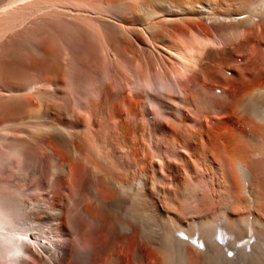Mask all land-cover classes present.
Listing matches in <instances>:
<instances>
[{
    "label": "bare ground",
    "instance_id": "obj_1",
    "mask_svg": "<svg viewBox=\"0 0 264 264\" xmlns=\"http://www.w3.org/2000/svg\"><path fill=\"white\" fill-rule=\"evenodd\" d=\"M39 11L40 4L32 1L1 21L14 31ZM51 14L58 15L56 11ZM103 16L96 19L99 37L86 26L67 21L32 23L33 30L44 25L45 31L48 26L54 31L50 35L49 30L48 35L38 31L43 38L30 32L32 42L41 39L39 45L45 51L36 49L43 54L41 60L35 58L36 63L20 71L3 74L0 70V126L16 122L11 128H0V145H9L13 171L17 173L18 163L23 164L29 169L27 180L33 190L49 198L59 178L67 175L65 164L59 166L57 151L50 146L53 142L68 153L72 168L81 170L75 177L87 192L69 208L73 211L71 228L86 244L75 246L71 263L264 264V50L259 49L264 36V0H250L245 13L238 8L229 21L224 20L219 41L208 36L191 41V64L213 75L212 66L220 56L222 65L231 70L230 94L222 101L202 100L204 104L196 105V113H203L200 118L184 114L181 119H154L150 127L165 128L158 143L150 142L153 130L151 136L140 133L143 119L138 118L134 103L128 106V120L117 108L112 109L116 103L123 104L117 102L122 97L113 96L100 75L91 70L90 65L107 58L106 45L116 54L125 53L126 39L119 24ZM171 54L176 55L175 51ZM159 90L152 87L149 95ZM95 91L100 93L89 101L87 117L78 111L72 94L82 98ZM56 99L63 102L58 104L63 114L72 118L71 130L66 129L67 122L55 120L41 125L30 122L23 128L15 125L22 124L18 120L24 116L50 114V107L44 111L43 105L56 104ZM205 111L218 116L207 115L206 124ZM90 145L95 151L93 161L85 153ZM40 156L51 161L49 178L40 174ZM81 160L91 163L87 171ZM93 178L101 179L97 182L100 189L105 187V196L98 187L100 193L90 187ZM47 208L51 223L43 222L41 208L35 209L31 224L35 239L24 237L14 243L23 226L27 231V223H22L0 194V264H13L14 257L23 264H57L59 250L53 246L57 239L49 236L44 241L38 232L46 229L44 233L51 235L64 211L51 203Z\"/></svg>",
    "mask_w": 264,
    "mask_h": 264
},
{
    "label": "rangeland",
    "instance_id": "obj_2",
    "mask_svg": "<svg viewBox=\"0 0 264 264\" xmlns=\"http://www.w3.org/2000/svg\"><path fill=\"white\" fill-rule=\"evenodd\" d=\"M32 1L40 4L41 11L31 16L32 18H29L27 22H23L22 24L24 25L20 24L19 27L17 26L18 28H15L13 31L7 26L8 22L5 24L1 21L3 18V21H5V17L10 11L31 3ZM249 2L250 0H0V48L1 50L3 48V50L0 51V56L2 57L0 60V70L1 72H5L3 74H6V71L8 72L9 70L19 69L20 71V69L36 63L34 61L38 60L39 62V60H41L43 55H41V53L44 50V47L39 45L42 43L41 39V43L38 39L37 42L35 41V45V42L31 41L33 36L30 32L33 33V31H36L35 34L38 35V31H42L41 33L44 35L45 33L43 31H45V28L44 25H41V28L43 26L42 30L40 27H37L38 31L33 30L34 27L32 28V25L36 23L39 25L46 20H52L57 24L60 21H67L81 26L84 25L83 27L86 26L85 28L88 31L99 37L101 36V30L96 22L97 18L104 15L103 17L109 19L108 21H117L125 35V53L122 55L116 54L114 48H111L110 45H106V60L102 59L100 62L90 65L92 67L91 70L100 75L102 81L104 80L107 88H109L108 91L112 93L113 96H121L123 98H120L121 100L117 99V102L119 101L123 104L119 107L120 103H116L112 109L117 108L122 118L125 117L124 119L128 120L126 119L130 116V113H128V106L131 102L134 103V108L138 111V118L143 119L142 131L140 133L151 136V131L153 130L156 134H154V138L156 136V139L153 138V134L151 136L152 140L150 139L151 137H147L150 139V142L152 141L153 143V141L156 140L154 143H158L157 137L159 138L161 135H165V128L156 127L155 125L150 127L154 119H181L184 114L191 118H200L203 113L201 115L196 113L198 111L196 108L197 104H204V102L209 103L211 100L222 101L230 94V81L233 78V74L230 69H227L228 67L222 65L220 56L217 57L213 64L214 67L212 66L213 75H209L196 64H191L188 60V52L189 49H191L190 44L194 38L208 36L216 41L222 39L223 33L220 31V26H222L223 21H229L238 8L245 13L249 6ZM54 11H56L58 15H52L51 13ZM58 12H62L63 15ZM165 18H168V21L164 20ZM217 18L219 21L212 22L215 19L217 20ZM26 23L28 25H26ZM37 24L35 26H38ZM48 27L45 31L46 35H48ZM50 31L51 28L48 31L49 35ZM53 32L51 31V34ZM17 34L18 36H16ZM19 34L25 39L21 38ZM40 34L38 35L39 37L36 36L41 38L42 36L40 37ZM14 35L20 37V40H16L17 38ZM11 36L16 39H13ZM262 38H264V36ZM262 38L261 46H264V39ZM11 39L16 42L12 44L13 41ZM31 44L35 46L31 47ZM37 46L40 47L37 48ZM261 46L259 49L263 52L264 48H261ZM4 49L8 51L6 50V52H4ZM36 49L41 52L40 54L38 52L39 56ZM216 50L218 51V49ZM171 51H175L176 55H172ZM1 52H3V54ZM82 53L84 58V52ZM222 66H224V68ZM120 74H122V76ZM221 78L222 81H220ZM152 87H159L160 90L162 88H167L169 91L168 94H163L159 90L157 92L155 91L157 93L156 95H149V91ZM95 92L85 93L86 95H83L82 98L74 93L72 94V98L80 113L87 115L86 111L89 106V101L100 93L99 91ZM202 100H204V102ZM51 103H45L43 105L44 111L45 107H50V114L41 115L38 116V118L24 116L22 119L20 118L18 120L20 121L19 123L22 124L15 125H21L20 128H23L27 123L30 124V122H32V125H41L44 122L48 124L50 121L55 120L67 122L69 127L66 129L71 130L72 118H69L68 115H66V117L63 114L61 111L62 108H60L62 105L58 107V104H63V102L58 100L56 104L55 101L53 105ZM115 105L117 107H115ZM207 115L211 118L214 116V118H216L218 116L214 111H209L208 114L205 111L204 121L206 124L208 122ZM196 120L199 121L200 119ZM14 123L6 122L2 124L3 127L0 126V128H11ZM50 146L54 152L57 151L55 153L59 156L61 161L59 166H66L67 175L59 178L56 189L49 195V198L42 196L41 192L36 193L33 190L29 180H27L29 171L27 167L18 163L19 171L16 173V170L13 171L9 166V157L13 155L9 152V145H0V194L7 201L8 206L13 208L15 213L21 217L22 223H27V231L25 232V227L23 226L22 229L17 232L16 238L13 241L14 243H16L18 239L24 237L35 239L34 232L31 231V224L33 222L32 212L35 209L41 208L42 212H44L43 222L51 223V211L48 210L47 203H51L56 209L61 206L64 213L58 219V224L55 225L52 234L49 235L48 231L44 233L46 229H41V231L38 232V237H43L44 241H48L47 239L49 236L55 240L57 239L53 244V246L57 247L59 250L57 264H72L71 258L73 249L80 244H86V241L84 240L85 242L83 241L82 243L81 238L71 228L73 211L69 208V204L73 202V200L78 203L79 200H81L83 192H87V190L84 191L87 187H84L81 181H78V178L75 177V173L81 172V170L78 171L72 168L73 161L64 148L57 142H53ZM94 152L91 145L87 147L85 153H87L86 156L89 160L93 161ZM6 153L7 155H4ZM41 160H43V162H41ZM82 161L83 160H81L82 168H84V171H87L91 163L89 162V164H87V160H85V163ZM40 162V174H46H41L43 179L51 177V161L44 157V159H40ZM62 163H64L65 166ZM94 164L97 167H101L96 160H94ZM59 172L60 171L57 173ZM59 175H61V173H59ZM97 181L99 182L101 179L93 178L90 187L93 189L99 188L101 185L98 184ZM81 186H83L82 190L80 188ZM49 187L52 188L53 186ZM83 188L85 189L83 190ZM98 188L96 190L99 193L101 191L100 194L105 196V187H103V189H100L102 188L100 187V191ZM87 227H89V225ZM13 264L23 263L20 259L14 257ZM34 264L41 263L35 262Z\"/></svg>",
    "mask_w": 264,
    "mask_h": 264
}]
</instances>
